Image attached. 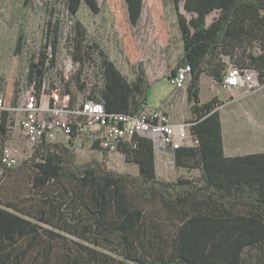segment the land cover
<instances>
[{
    "label": "trees",
    "instance_id": "obj_1",
    "mask_svg": "<svg viewBox=\"0 0 264 264\" xmlns=\"http://www.w3.org/2000/svg\"><path fill=\"white\" fill-rule=\"evenodd\" d=\"M64 1L74 18L71 55L79 62L73 73L77 88H84L77 76L82 64L96 58L103 82L100 96L93 87L88 98L110 112L144 110L151 86L144 88L141 76L131 80L123 74L75 19L82 4L98 13L99 1ZM123 2L112 14L128 59L135 62L129 31L138 24L145 0ZM172 2L182 40L172 72L182 64L191 68L187 99L193 116L191 142L173 150L174 164L198 168L199 179L177 176L157 182L153 142L145 136H135V146L117 147L126 161L137 164L138 175L107 168L104 156L76 164L72 149L42 141L21 164H0V264H264V152L225 156L219 100L199 98L201 74L220 84L228 63L254 69L264 84V0ZM213 11L216 15L207 21ZM51 25L49 65L46 46L27 61V79H35L37 86L54 67L58 27ZM254 42L258 51H253ZM20 48L19 39L16 54ZM17 83L13 72L5 85L0 82L4 108L13 105ZM7 119L4 110L0 152L8 136Z\"/></svg>",
    "mask_w": 264,
    "mask_h": 264
},
{
    "label": "rangeland",
    "instance_id": "obj_2",
    "mask_svg": "<svg viewBox=\"0 0 264 264\" xmlns=\"http://www.w3.org/2000/svg\"><path fill=\"white\" fill-rule=\"evenodd\" d=\"M100 11L93 13L82 4L75 19L84 26L90 41L98 44L117 68L129 79L133 80L141 76L144 80V88L151 86L149 97L150 106L158 105L164 97L165 111L173 115L174 122H185L186 130L183 142L189 140V127L193 118L190 111V102L187 99V88L183 90L171 89L168 77L172 73L177 60L182 53V40L177 24L176 11L172 0H145L141 17L136 26L130 28L131 43L135 50V62H130L123 35L120 34L113 19L112 8L120 4L124 7L123 0H98ZM151 3L152 6H151ZM179 10L188 18L182 4ZM216 12L208 15L210 21ZM160 22L164 28H160ZM52 24V25H51ZM57 25L58 39L56 45L54 67L49 69L47 77L51 81L49 88L54 87L56 81L62 94L70 97H88L91 88H96V96L99 97V88L103 82L100 73L98 59L91 58L82 64L78 79L83 82L84 88L78 89L77 78L73 73L79 67L75 62L69 71L68 78L63 77L65 71L64 60L72 58V38L74 36V18L69 16L64 0H0V82H7L13 72L15 79L20 71L27 65L30 53L42 50L48 44V29ZM20 39L21 48L16 54V46ZM258 42H254L253 51H258ZM225 61H231L224 55ZM73 60V59H72ZM206 65V61H204ZM72 75L70 76V74ZM203 73L201 78V97L206 98L212 92L209 83V75ZM18 83L14 86L11 95V103L17 100ZM143 89V88H142ZM139 99L141 94H138ZM163 108V109H164ZM8 136L5 146L10 147L18 164L29 159L35 144L30 143L15 126L8 115ZM87 147V144H85ZM166 156V162L158 163L157 182L162 183L174 180L177 176L198 178V168L187 169L174 164L173 151ZM76 155V154H75ZM104 156L106 167L119 172H129L138 175V166L134 162L126 161L125 154L87 152L83 156H76V164H80L90 158H102ZM168 159V160H167ZM168 161V162H167ZM2 169L0 168V178Z\"/></svg>",
    "mask_w": 264,
    "mask_h": 264
},
{
    "label": "built area",
    "instance_id": "obj_3",
    "mask_svg": "<svg viewBox=\"0 0 264 264\" xmlns=\"http://www.w3.org/2000/svg\"><path fill=\"white\" fill-rule=\"evenodd\" d=\"M48 36L46 65L53 58L51 38ZM58 39V38H57ZM72 58L64 60V78L74 66ZM191 68L188 64L179 65L168 77L175 90L187 88ZM19 89L16 102L8 107L2 106L0 97V121L4 110L12 117L20 133L32 144L42 141L60 143L74 151L75 156L97 152L116 153L121 143L135 146V136H145L152 140L156 151H173L184 143L186 124L174 122L162 107L145 108L136 114L119 111H107L102 102L80 96L73 100L69 94H62L56 81H51L47 73L41 84L27 79V65L17 75ZM221 88L231 91L243 89L239 97L248 95L259 87L256 71L228 63L224 71ZM87 144V147H85ZM0 164L12 168L18 164L13 150L4 146L0 152Z\"/></svg>",
    "mask_w": 264,
    "mask_h": 264
},
{
    "label": "crops",
    "instance_id": "obj_4",
    "mask_svg": "<svg viewBox=\"0 0 264 264\" xmlns=\"http://www.w3.org/2000/svg\"><path fill=\"white\" fill-rule=\"evenodd\" d=\"M202 75L203 74H201L199 80L200 101L205 102L213 96H216L219 100L218 110L222 126L224 155L235 156L264 152V84H260L255 91L248 95L239 97L243 89L236 88L231 91L224 90L211 76H209L212 92L208 97L202 98ZM170 88L173 89L172 86ZM165 96L166 94L163 95V98L156 106H150L148 100L146 108H164V106H166V102H164ZM169 116L173 121V115L169 113ZM168 154H170L169 151L161 152L154 149L156 176H158V163L162 161L166 162V156Z\"/></svg>",
    "mask_w": 264,
    "mask_h": 264
}]
</instances>
